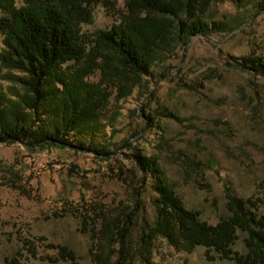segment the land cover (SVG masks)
I'll list each match as a JSON object with an SVG mask.
<instances>
[{"label": "rangeland", "instance_id": "obj_1", "mask_svg": "<svg viewBox=\"0 0 264 264\" xmlns=\"http://www.w3.org/2000/svg\"><path fill=\"white\" fill-rule=\"evenodd\" d=\"M22 1L16 0L17 6ZM133 1L91 0L92 18L82 23V32L91 36L121 23ZM261 8L263 0H215L176 17L156 13L174 30L167 34L165 51L131 94L119 95L113 87L99 108L119 112L115 134L106 142L113 153L108 160L77 150L79 138L72 133L70 146L62 148L31 151L20 142L0 143V264H111L116 245L105 238L101 223L113 218L121 223L138 201L144 206L134 222L133 256L125 264H236L207 260L204 247L188 252L162 239L149 254L138 242V231L154 216L155 192L142 185L132 153L157 155L168 183L210 223L229 214L227 186L239 197H264V68L253 72L231 66L248 56L264 57ZM196 17L204 32L189 37L180 29ZM2 38L0 33V50ZM100 77L97 69L88 79L98 83ZM168 112L176 118L164 117ZM148 117L162 119L163 129L157 122L149 133ZM129 140L131 146L123 147ZM245 237L240 232L234 247L242 254L248 252Z\"/></svg>", "mask_w": 264, "mask_h": 264}, {"label": "trees", "instance_id": "obj_2", "mask_svg": "<svg viewBox=\"0 0 264 264\" xmlns=\"http://www.w3.org/2000/svg\"><path fill=\"white\" fill-rule=\"evenodd\" d=\"M179 1L175 7L167 0H134L136 9L131 4V14L121 23L90 36L82 32L81 25L92 18L91 0H23L20 6L16 0H0V143L20 142L31 151L62 148L70 146L67 136L72 133L79 138L77 150L95 152L101 160L111 158L106 142L115 134L119 112L111 109L106 114L99 108L108 102L113 87L116 91L119 88V95L131 94L165 51L167 34L174 30L169 28L170 20L156 13L176 17L181 10H202L215 0ZM138 8L147 10L146 14L140 15ZM202 22L196 17L191 26L180 30L189 37L200 34L204 32ZM231 66L256 72L264 68V57L248 56L244 63ZM97 69L101 77L94 83L88 77ZM163 116L176 118L172 112ZM148 119L149 133L157 122L163 129L162 119ZM131 144L129 140L123 147ZM132 155L141 171L142 185L155 192L154 216L145 219L138 231V242L149 254L154 242L162 239L188 252L204 247L209 261L264 264V197H239L227 186L229 214L210 223L201 218V212L187 207L168 183L157 155L139 150ZM142 203L138 201L134 209L123 213L121 223L117 218L102 221L105 238L116 245L111 255L116 260L111 264H125L133 256L134 222ZM240 232L246 233V254L234 248ZM62 254L68 255L69 250L62 249ZM103 264L110 263L103 260Z\"/></svg>", "mask_w": 264, "mask_h": 264}]
</instances>
